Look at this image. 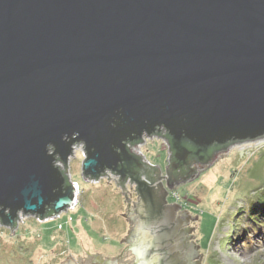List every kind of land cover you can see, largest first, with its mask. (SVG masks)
<instances>
[{"label":"water","instance_id":"water-1","mask_svg":"<svg viewBox=\"0 0 264 264\" xmlns=\"http://www.w3.org/2000/svg\"><path fill=\"white\" fill-rule=\"evenodd\" d=\"M144 134L168 143L166 175L130 148ZM263 138L264 0H0V224L12 234L20 215L74 206L77 144L84 176L119 174L130 207L129 178L147 218L189 156L199 163L182 182ZM151 168L158 190L147 186ZM192 244L191 259L202 258Z\"/></svg>","mask_w":264,"mask_h":264},{"label":"rangeland","instance_id":"rangeland-1","mask_svg":"<svg viewBox=\"0 0 264 264\" xmlns=\"http://www.w3.org/2000/svg\"><path fill=\"white\" fill-rule=\"evenodd\" d=\"M130 148L142 155L143 161L159 165L165 174L169 146L162 136L144 134L143 141ZM84 158V144H77L67 168L70 179L80 188L72 208L49 222L30 215L22 217L14 234L0 224V264H63L67 256L79 262L85 260V250L103 260L118 254L127 228L122 215L126 195L116 183L117 175L109 169L99 182L87 179ZM134 185L131 191V183L127 184L131 199L135 198ZM172 191L191 218L198 215V220L191 219L190 227L195 228L193 242L203 255L191 261L201 258L200 264H264V217L259 221L262 225L256 226V214L250 209L253 202L264 197V138L231 145ZM126 259L129 261L131 255Z\"/></svg>","mask_w":264,"mask_h":264},{"label":"flooded vegetation","instance_id":"flooded-vegetation-1","mask_svg":"<svg viewBox=\"0 0 264 264\" xmlns=\"http://www.w3.org/2000/svg\"><path fill=\"white\" fill-rule=\"evenodd\" d=\"M182 168L172 169L168 175L174 187L182 182V175H179ZM154 171V168L147 170V175L150 178L147 186L157 189L159 184L154 182L153 179L158 174ZM164 175H166V172ZM164 183L166 184V181ZM135 188L136 184L133 191L135 198L131 199L130 207L127 201L124 205L123 212L127 228L118 254L114 258L110 257L103 260L99 254L94 255L92 251L85 250V255L83 256L85 259L94 256L89 261L83 260L78 262L76 258L67 256L66 262L69 261L70 264H97L96 262L103 260L98 264H160L163 259L165 263L183 264L184 261L189 260V264H191L190 259L193 256V251L191 250V246L193 245V229H190L191 218L188 216V212L180 197L175 199L172 195L174 191L171 192L173 188L167 187L165 199L160 197L159 194L155 209L152 211L151 209L146 210L148 215L147 218H144L139 213L142 204L137 188ZM170 196H172V199ZM143 224L144 226H142ZM139 225L142 227L139 228ZM161 239H163V242H157ZM153 242L156 244L154 253L151 254L149 251L146 255V250L152 248ZM140 245H143L145 252V256L142 259L147 258L150 263L140 260V257L138 258L136 247H140ZM127 254L131 255L129 261H126Z\"/></svg>","mask_w":264,"mask_h":264},{"label":"trees","instance_id":"trees-1","mask_svg":"<svg viewBox=\"0 0 264 264\" xmlns=\"http://www.w3.org/2000/svg\"><path fill=\"white\" fill-rule=\"evenodd\" d=\"M188 147L191 149L192 146L190 144H187ZM219 150L217 149H212L209 151V153L206 154V156L210 157V159L215 155V153H217ZM174 159V158H173ZM145 162V161H144ZM188 162L189 165L185 166L182 168L181 172L179 173V175H187L190 172V167L194 166L195 163H199L198 157L191 155L188 158ZM179 171V170H178ZM178 176V175H177ZM142 178H145L144 176H142ZM251 212L256 214L257 217V221L254 220V223L256 224V226H261L262 223H260L259 221H261L264 217V197L256 200L255 202H253L252 206L250 207Z\"/></svg>","mask_w":264,"mask_h":264},{"label":"built area","instance_id":"built-area-1","mask_svg":"<svg viewBox=\"0 0 264 264\" xmlns=\"http://www.w3.org/2000/svg\"><path fill=\"white\" fill-rule=\"evenodd\" d=\"M139 144V143H138ZM137 145V144H136ZM135 145V146H136ZM132 145L130 144V147H131ZM132 149V148H131ZM133 151V150H132ZM134 152V151H133ZM138 155H140L139 153H137ZM142 156V155H141ZM107 172V170H105L102 174H105ZM112 172V171H111ZM114 174H115V172H114ZM70 175V174H69ZM117 175V180L118 179H120L119 177H120V175L119 174H116ZM105 175H101L100 177H98V179L96 180V178H93V179H89V180H91V181H94V182H99L100 180H102V178L104 177ZM107 177H108V175H107ZM71 180V179H70ZM72 182H74L73 180H71ZM117 182V181H116ZM128 182L129 183H131L130 182V179L128 178L127 179V181H126V183H125V185L127 186V184H128ZM76 185H77V199H76V202H75V204L77 203V200H78V196H79V191H80V188H79V185L77 184V182H74ZM120 187H122L123 188V186H120ZM128 187V186H127ZM129 189V188H128ZM173 197L175 198V199H178L179 197L177 196V194H176V192H173ZM74 204V205H75ZM22 216L23 215H20V219H22ZM61 216V213L58 215V217H60ZM23 217H26V216H23ZM39 220H41V221H48L50 218H53V217H51V216H48V217H46V218H44V219H40L39 217H37ZM17 222H18V225L20 224V220L18 219L17 220ZM63 227V225L62 224H59V228H62Z\"/></svg>","mask_w":264,"mask_h":264},{"label":"bare ground","instance_id":"bare-ground-1","mask_svg":"<svg viewBox=\"0 0 264 264\" xmlns=\"http://www.w3.org/2000/svg\"><path fill=\"white\" fill-rule=\"evenodd\" d=\"M78 184V183H77ZM51 219H53V218H50L48 221H46V222H49Z\"/></svg>","mask_w":264,"mask_h":264},{"label":"crops","instance_id":"crops-1","mask_svg":"<svg viewBox=\"0 0 264 264\" xmlns=\"http://www.w3.org/2000/svg\"><path fill=\"white\" fill-rule=\"evenodd\" d=\"M111 254V253H110Z\"/></svg>","mask_w":264,"mask_h":264}]
</instances>
